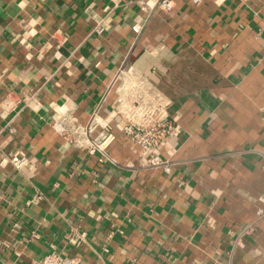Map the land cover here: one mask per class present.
<instances>
[{
  "label": "crops",
  "instance_id": "0c3cea01",
  "mask_svg": "<svg viewBox=\"0 0 264 264\" xmlns=\"http://www.w3.org/2000/svg\"><path fill=\"white\" fill-rule=\"evenodd\" d=\"M123 66L169 98L170 172L122 134L99 164L53 127L61 105L114 111ZM0 148L27 157L0 164V264H264V0H0Z\"/></svg>",
  "mask_w": 264,
  "mask_h": 264
},
{
  "label": "built area",
  "instance_id": "2783aa9c",
  "mask_svg": "<svg viewBox=\"0 0 264 264\" xmlns=\"http://www.w3.org/2000/svg\"><path fill=\"white\" fill-rule=\"evenodd\" d=\"M177 0H136L141 8L147 12L157 8L168 10ZM192 3H201L203 0H185ZM103 19L99 20L93 32L101 33L104 30ZM139 30L140 26L135 25ZM117 89V106L108 116L100 112V106L92 113L88 121L81 122L75 110L61 105L57 109L53 127L73 145L86 146L91 155H97L99 164L107 161L118 163L111 155L112 145L117 141L118 135L128 139L131 143L140 146L145 152V159L141 168L163 169L170 172L173 160L165 158L159 148L174 134L176 125L168 116L170 104L168 96L150 78V75L134 71L132 66H123L115 75L107 95L113 88ZM27 157L21 155H8L0 148V164H12L22 169ZM264 203V195L259 196ZM258 218L264 216V207L257 211ZM256 222V221H255ZM255 222L250 223L235 239V246H244V238L250 234ZM87 232L75 230L68 235L69 241L80 245L86 240ZM42 264H85L76 254H62L57 250L47 253ZM194 264H218L215 261L195 262Z\"/></svg>",
  "mask_w": 264,
  "mask_h": 264
}]
</instances>
